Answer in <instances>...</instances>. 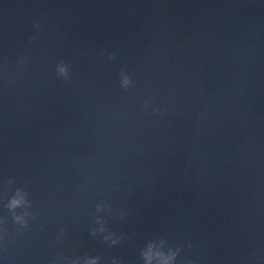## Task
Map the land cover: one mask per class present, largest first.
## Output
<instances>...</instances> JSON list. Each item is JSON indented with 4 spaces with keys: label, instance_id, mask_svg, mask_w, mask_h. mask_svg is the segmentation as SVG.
Masks as SVG:
<instances>
[{
    "label": "water",
    "instance_id": "95a60500",
    "mask_svg": "<svg viewBox=\"0 0 264 264\" xmlns=\"http://www.w3.org/2000/svg\"><path fill=\"white\" fill-rule=\"evenodd\" d=\"M150 242L264 264V0H0V264Z\"/></svg>",
    "mask_w": 264,
    "mask_h": 264
},
{
    "label": "clouds",
    "instance_id": "9594fccd",
    "mask_svg": "<svg viewBox=\"0 0 264 264\" xmlns=\"http://www.w3.org/2000/svg\"><path fill=\"white\" fill-rule=\"evenodd\" d=\"M37 27H39V25H37ZM57 71H58V74L63 75L65 78H67L68 70H67L66 66L58 65ZM123 83H124V85H127L128 80L125 79L123 81ZM26 204L28 206H30L31 202L26 201L25 200V194L18 190L15 197L11 198V200L9 201L7 207L9 210H14V209H16L20 206L26 205ZM98 210H100L99 206H98ZM25 215H30V213H25ZM13 220L17 223L22 224V225L25 224L24 217L21 215H16L15 213L13 214ZM101 231H104V229L102 228ZM90 235L95 236L96 231L95 230L91 231ZM109 239H110L109 236H105V240H109ZM118 242H119V239H112L111 240V244H117ZM182 247L183 246H181V248ZM178 251H179V249H178ZM141 255H142V258H143L145 264H153L154 258L160 257L161 253H158V252L153 253V244L150 242L147 244L146 250L142 251ZM175 255L176 254L173 253V254H170L166 259H164L162 261L157 260L156 264H169V261L175 259ZM98 260H99V257H91V258L86 257L84 264H97ZM73 264H76V262L74 261ZM112 264H117V261L115 259H113ZM186 264H193V261L189 260L186 262Z\"/></svg>",
    "mask_w": 264,
    "mask_h": 264
}]
</instances>
